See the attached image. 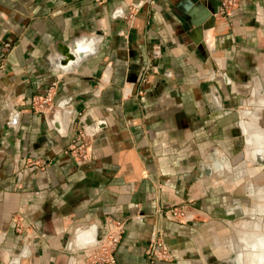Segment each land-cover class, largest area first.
I'll use <instances>...</instances> for the list:
<instances>
[{
	"label": "crops",
	"instance_id": "0c3cea01",
	"mask_svg": "<svg viewBox=\"0 0 264 264\" xmlns=\"http://www.w3.org/2000/svg\"><path fill=\"white\" fill-rule=\"evenodd\" d=\"M155 1L0 0V264H99L112 220L116 264H264V219L234 229L264 189V0Z\"/></svg>",
	"mask_w": 264,
	"mask_h": 264
},
{
	"label": "built area",
	"instance_id": "2783aa9c",
	"mask_svg": "<svg viewBox=\"0 0 264 264\" xmlns=\"http://www.w3.org/2000/svg\"><path fill=\"white\" fill-rule=\"evenodd\" d=\"M107 0H94L97 4H103ZM245 0H220V5L217 14L220 17H229L236 9L240 7L242 2ZM153 6L155 5V0H147ZM132 15L131 13L129 14ZM5 48L11 47V43H5ZM150 67L145 66L140 74V85L144 87L148 80ZM143 88H141L140 93H143ZM52 90L47 93L45 97H37L33 101V105L39 110L50 109L52 106ZM91 143L90 136L86 131L80 127L76 128L75 137L73 143L70 145V150L73 152L75 159L78 163H84L90 159L88 148ZM165 216L169 219L179 220V221H189L193 219V214H191L184 206L171 205L164 209ZM15 228L18 231L23 230L22 224L16 220ZM112 225L108 229L107 233L103 236L98 247L92 250L89 254L91 260L99 264H116L117 259L115 252L121 243L123 235L126 230V222L123 220H112ZM145 256L147 261L150 263L156 261H170L172 259V253L169 246L165 243L163 238L162 229H157L154 236L150 239L145 247Z\"/></svg>",
	"mask_w": 264,
	"mask_h": 264
},
{
	"label": "rangeland",
	"instance_id": "374dc122",
	"mask_svg": "<svg viewBox=\"0 0 264 264\" xmlns=\"http://www.w3.org/2000/svg\"><path fill=\"white\" fill-rule=\"evenodd\" d=\"M258 185L263 186L264 183ZM259 203L264 204V195L260 194L259 189H256L254 187L251 195V203L249 205V208L247 209V215L246 217H237L234 229L239 231H252L254 229L253 226L257 222V220L259 221L260 219V221L263 222L264 213L258 210Z\"/></svg>",
	"mask_w": 264,
	"mask_h": 264
},
{
	"label": "water",
	"instance_id": "95a60500",
	"mask_svg": "<svg viewBox=\"0 0 264 264\" xmlns=\"http://www.w3.org/2000/svg\"><path fill=\"white\" fill-rule=\"evenodd\" d=\"M245 232H252V231H245ZM103 236H100L99 238H96V240L94 242H92V245L90 247H88L91 251L94 250L96 247L99 246L101 240L103 239Z\"/></svg>",
	"mask_w": 264,
	"mask_h": 264
},
{
	"label": "bare ground",
	"instance_id": "6f19581e",
	"mask_svg": "<svg viewBox=\"0 0 264 264\" xmlns=\"http://www.w3.org/2000/svg\"><path fill=\"white\" fill-rule=\"evenodd\" d=\"M260 118H261V117H260ZM261 119H262V118H261ZM261 119H260V120H261ZM259 191H260L261 194H264V189H260ZM259 208H260V210H264V204H262L261 206H259ZM254 226H256V227L260 226V225H259V222L257 221V222L254 224ZM254 256H255V254L252 256V257L255 259ZM255 261H257V259H255Z\"/></svg>",
	"mask_w": 264,
	"mask_h": 264
}]
</instances>
